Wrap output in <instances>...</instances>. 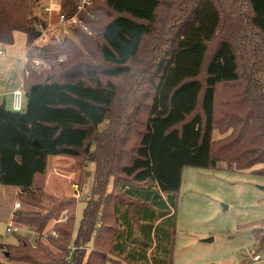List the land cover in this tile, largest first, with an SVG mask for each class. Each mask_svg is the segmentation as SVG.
Returning a JSON list of instances; mask_svg holds the SVG:
<instances>
[{"label": "trees", "instance_id": "trees-1", "mask_svg": "<svg viewBox=\"0 0 264 264\" xmlns=\"http://www.w3.org/2000/svg\"><path fill=\"white\" fill-rule=\"evenodd\" d=\"M75 1L65 4L73 10ZM170 1L93 0L97 18L87 23L94 33L76 30L73 37L40 45L39 0H0V43L12 45L14 33L23 32L30 47L25 109L0 108V184L19 187L22 201L41 207L54 199L44 181L39 185L53 156L86 157L97 170L120 166L115 168L123 173L114 180L118 194L105 203L87 201L76 236L77 206L70 200L54 206L56 215L16 210L13 222L40 235L34 243L20 235L16 245H4L9 261L107 264L119 262L111 254L127 252L131 264H173L185 167L226 162L246 170L261 164L256 171L264 174V0H225L226 12L220 0H182L175 24L163 34L161 55L136 72L133 64L148 49V38L160 32V10ZM223 33L207 61L209 43ZM32 58L47 60L48 68L33 69ZM127 75L139 80L133 93L146 86L143 96L151 100L134 154L125 150L128 136L117 138L111 129L116 80ZM222 85L232 92L224 102L228 133L216 148ZM125 156L130 162H122ZM255 231L258 237L260 229Z\"/></svg>", "mask_w": 264, "mask_h": 264}, {"label": "rangeland", "instance_id": "rangeland-1", "mask_svg": "<svg viewBox=\"0 0 264 264\" xmlns=\"http://www.w3.org/2000/svg\"><path fill=\"white\" fill-rule=\"evenodd\" d=\"M181 1L172 0L169 7H162L158 25L160 32L148 38L149 47L145 53L141 54L137 63L133 64L134 71L140 72L142 68L150 65L153 57L161 55L162 40L166 39L163 34L166 29L175 24L176 17L180 15V10L184 6ZM48 5L50 6V0H39L35 4V14L42 20L51 17V14L45 11ZM220 5L226 12L228 8L225 6V0H220ZM55 21L52 20V23ZM47 33V43L63 39L61 31L54 27L49 28ZM224 35L225 33L218 35L209 43L207 61ZM75 41L81 47L79 41ZM42 42L41 40L38 44H46ZM28 50L23 32L15 34L12 45L0 44V51H4V55L0 54V100L2 102L6 100V107L10 110H13V91L24 88L25 57ZM97 63H99L98 60H95L94 64ZM99 64L102 65V63ZM205 77L204 69L202 80H205ZM135 81L139 82L133 75L116 80L119 95L113 108L114 119L111 127L117 138H122L123 134L128 136L130 141L125 150L131 151V154H134L133 148L139 143V132L145 129L148 117L147 105L151 103L149 97L143 96L146 86H142L140 91L133 93ZM231 92L230 87L223 85L219 87L218 125L214 131V139L219 143L216 148L225 143V136L228 133L225 132L223 122L224 102ZM23 103L26 106L25 95ZM138 104L139 106L136 107ZM108 124L107 122L104 127L102 126L101 130H105ZM85 158L53 156L49 159L48 171L45 177L39 178L41 181L38 183L40 185L44 181L45 191L54 199L44 200L41 207L22 201L17 186L0 184V244H3V251L7 250L4 245H16L20 235L33 243L40 235L37 232H31V227L23 224H21L22 230L17 233L7 231L8 225L13 222L16 201L22 203V209L42 214L52 212L56 204L72 201L77 206L74 228V236H76L87 201L93 197L105 203L111 196L119 193L114 180L123 176V173L116 169L120 166H115L116 168L109 165L102 166L97 170L96 163L86 161ZM122 162H130V158L126 157ZM260 167L261 164H258L253 168L238 170L228 167L226 162L219 163L216 168L185 167L175 210L173 264H264V231L261 228L264 224V189L262 188L264 174L256 171ZM78 193L81 195H77ZM51 222L54 223V219ZM165 226L168 227V225ZM257 229H260L258 237L255 235ZM45 231L47 232V229ZM41 237L46 240V233L44 232ZM255 255H260L262 259L254 261ZM111 256L119 262L109 261L107 264H131L128 261L130 257L127 252L113 253ZM0 259L9 261L3 253L0 254ZM5 264L29 263L9 261Z\"/></svg>", "mask_w": 264, "mask_h": 264}, {"label": "built area", "instance_id": "built-area-1", "mask_svg": "<svg viewBox=\"0 0 264 264\" xmlns=\"http://www.w3.org/2000/svg\"><path fill=\"white\" fill-rule=\"evenodd\" d=\"M66 0H50V6L45 7L46 13L51 14L48 19H43L41 22L37 20L36 28L41 32L38 39H36L35 44H38L39 41L46 42L48 41V33L47 30L51 27H54L61 31L62 37H73L75 36V31L80 30L87 34L94 33V29L91 25H88V21L96 19V14L94 13L93 0H76L75 8L72 10L68 4H65ZM55 17V19H53ZM52 20L55 21L52 23ZM44 21L46 26H44ZM42 42V43H43ZM1 55H4V51H0ZM28 56L25 58V61L28 62ZM32 67L38 72H42L44 69L48 68V61L41 58H32ZM29 71H26L28 74ZM24 95L26 96V92L24 88H18L13 91V111L23 112L25 109V105L23 103ZM3 102L0 100V108L2 107ZM77 195H81L78 193ZM15 210L22 209V203L20 201H16ZM67 216L65 215L62 218V221H66ZM22 225L19 223L11 222L7 231L10 233H17L22 230ZM262 230L264 231V224L262 225ZM31 232L35 233L31 230ZM262 258L260 255H255L253 260L260 261ZM1 262V261H0Z\"/></svg>", "mask_w": 264, "mask_h": 264}, {"label": "crops", "instance_id": "crops-1", "mask_svg": "<svg viewBox=\"0 0 264 264\" xmlns=\"http://www.w3.org/2000/svg\"><path fill=\"white\" fill-rule=\"evenodd\" d=\"M16 33H18V32H15V33H14V37H15V34H16ZM25 36H26V41H27V35L25 34ZM0 44H1V43H0ZM1 45H3V44H1ZM6 46H8V45H6ZM27 50H28V46H27ZM26 57H27V55H26ZM26 57H25V58H26ZM5 102H6V100H5ZM5 107H6V106H5ZM6 108H7V107H6ZM91 162H92V161H91ZM18 191H20V188H19V187H18ZM85 194H86V195L88 194L87 190L85 191ZM85 203H86V202H85ZM86 204H87V203H86ZM18 210H19V209H18ZM13 212H16V210L14 209ZM11 217H12V213H11L10 218H11ZM2 253L5 255V251L0 250V254H2ZM0 261L3 262V263H9V261L6 260V262H5L3 259H0Z\"/></svg>", "mask_w": 264, "mask_h": 264}, {"label": "water", "instance_id": "water-1", "mask_svg": "<svg viewBox=\"0 0 264 264\" xmlns=\"http://www.w3.org/2000/svg\"><path fill=\"white\" fill-rule=\"evenodd\" d=\"M5 106H6V102L4 101L3 102V105H2V108H5ZM37 142V141H36ZM263 189H264V187H262Z\"/></svg>", "mask_w": 264, "mask_h": 264}]
</instances>
